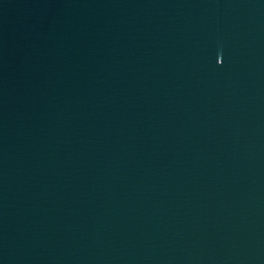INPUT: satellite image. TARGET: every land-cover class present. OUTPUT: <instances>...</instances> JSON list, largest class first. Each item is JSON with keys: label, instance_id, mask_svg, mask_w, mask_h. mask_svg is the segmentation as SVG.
Masks as SVG:
<instances>
[{"label": "water", "instance_id": "obj_1", "mask_svg": "<svg viewBox=\"0 0 264 264\" xmlns=\"http://www.w3.org/2000/svg\"><path fill=\"white\" fill-rule=\"evenodd\" d=\"M0 264H264V0H0Z\"/></svg>", "mask_w": 264, "mask_h": 264}]
</instances>
